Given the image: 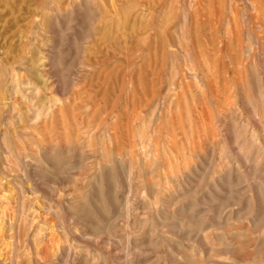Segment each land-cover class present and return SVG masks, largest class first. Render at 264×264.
<instances>
[{"label": "rangeland", "instance_id": "1", "mask_svg": "<svg viewBox=\"0 0 264 264\" xmlns=\"http://www.w3.org/2000/svg\"><path fill=\"white\" fill-rule=\"evenodd\" d=\"M0 264H264V0H0Z\"/></svg>", "mask_w": 264, "mask_h": 264}, {"label": "bare ground", "instance_id": "2", "mask_svg": "<svg viewBox=\"0 0 264 264\" xmlns=\"http://www.w3.org/2000/svg\"><path fill=\"white\" fill-rule=\"evenodd\" d=\"M38 118V117H37ZM2 184V183H1Z\"/></svg>", "mask_w": 264, "mask_h": 264}]
</instances>
